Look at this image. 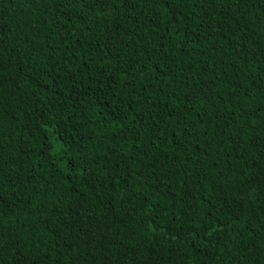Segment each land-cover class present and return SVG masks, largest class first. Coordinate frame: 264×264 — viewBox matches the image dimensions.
I'll return each instance as SVG.
<instances>
[{"label": "trees", "instance_id": "obj_1", "mask_svg": "<svg viewBox=\"0 0 264 264\" xmlns=\"http://www.w3.org/2000/svg\"><path fill=\"white\" fill-rule=\"evenodd\" d=\"M0 264H264V0H0Z\"/></svg>", "mask_w": 264, "mask_h": 264}]
</instances>
